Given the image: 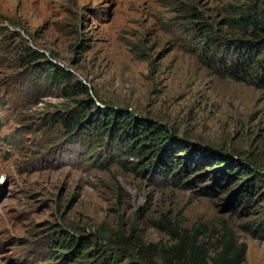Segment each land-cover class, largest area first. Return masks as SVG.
<instances>
[{
    "label": "rangeland",
    "instance_id": "rangeland-1",
    "mask_svg": "<svg viewBox=\"0 0 264 264\" xmlns=\"http://www.w3.org/2000/svg\"><path fill=\"white\" fill-rule=\"evenodd\" d=\"M186 3L215 28L236 7L264 21V0H0V264H91L98 247L125 251L116 264L128 252L175 264L174 245L188 239L213 256L223 234L246 247L242 264H264V91L197 60ZM29 48L43 59L26 62ZM50 63L69 72L64 84L47 78ZM75 84L89 96H67ZM88 97L228 161L195 157L203 168L182 183L121 161L70 121ZM54 231L91 244L64 263Z\"/></svg>",
    "mask_w": 264,
    "mask_h": 264
},
{
    "label": "trees",
    "instance_id": "trees-1",
    "mask_svg": "<svg viewBox=\"0 0 264 264\" xmlns=\"http://www.w3.org/2000/svg\"><path fill=\"white\" fill-rule=\"evenodd\" d=\"M181 16L190 24H194L199 40L190 49L196 54L197 60L214 74L242 82L264 91V21L255 7L240 10L238 7L230 11V15L223 19L222 26L215 28L205 16L191 4H181ZM225 28V29H223ZM224 30V31H223ZM239 33L240 37L230 36V32ZM26 62H37L43 59V53L30 48L27 50ZM47 78L58 84H64L69 72L56 64L44 66ZM79 85H65L63 91L67 96H79L86 94V89H78ZM83 108L76 117L69 118L74 126L90 132L96 142H103L105 138L121 153L119 160L132 158L141 169L161 170L165 177L173 182H184L190 177L193 170L203 168L199 160L192 167L195 157L203 158L201 161L209 162L211 166L222 165L227 159L208 153L203 148L190 145L189 142L174 137L172 131L164 125L153 120L136 116L132 110L126 108L101 107L93 99L78 100ZM62 120L68 118L61 116ZM186 153L187 157L180 155ZM185 154V155H186ZM120 156V155H119ZM190 157V158H189ZM183 163V164H182ZM182 165V167H181ZM202 166V167H201ZM180 168V169H179ZM226 166H223L225 169ZM234 172V165L230 167ZM242 174L247 171L241 170ZM255 176V175H254ZM253 177L249 179L251 183ZM243 194H239V197ZM260 236L264 239V220L259 225ZM52 243L62 251L64 263L76 262V258L91 244L84 237L54 231ZM129 243V242H128ZM120 244H127L120 241ZM139 246V251L142 250ZM155 247L154 249H156ZM116 252L101 251V247L88 251L87 255L98 254L91 264H116L126 252L115 249ZM173 258L175 264H242L245 260L246 247L236 243L232 235L223 234L220 244L213 256L203 244L194 245L188 239H184L174 245ZM124 254V255H123ZM132 254L127 253V264H152V261L135 262L130 259ZM167 257H171L166 255ZM126 258V257H125ZM120 264V263H119Z\"/></svg>",
    "mask_w": 264,
    "mask_h": 264
}]
</instances>
